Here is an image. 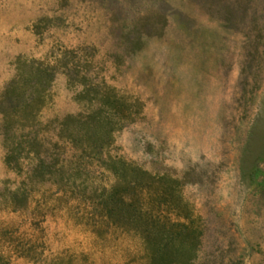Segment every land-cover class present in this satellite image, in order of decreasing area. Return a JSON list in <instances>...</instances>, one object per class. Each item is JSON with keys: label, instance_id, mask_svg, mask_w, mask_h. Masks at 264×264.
<instances>
[{"label": "rangeland", "instance_id": "374dc122", "mask_svg": "<svg viewBox=\"0 0 264 264\" xmlns=\"http://www.w3.org/2000/svg\"><path fill=\"white\" fill-rule=\"evenodd\" d=\"M82 71L87 85L138 101L103 155L177 181L197 219L190 264H264V0H0L7 263L145 262L136 236L90 224L86 202L56 189L51 179L70 164L40 181L25 177L35 160L20 156L18 172L3 162L6 147L32 136L58 156L51 122L86 110L75 100ZM78 180L89 195L111 177L85 164Z\"/></svg>", "mask_w": 264, "mask_h": 264}, {"label": "trees", "instance_id": "16d2710c", "mask_svg": "<svg viewBox=\"0 0 264 264\" xmlns=\"http://www.w3.org/2000/svg\"><path fill=\"white\" fill-rule=\"evenodd\" d=\"M78 66L85 69V65ZM42 71L47 74L46 86L52 75ZM83 72L76 77L80 89L75 93V100L84 102L86 110L51 122L56 138L51 145L57 149L58 156L49 159L47 151L38 149L42 145L32 136L24 145L18 142L6 147L4 164L18 172L20 156L35 160L25 177L40 181H50L57 166L70 164L67 175L51 182L68 198L80 197L86 202L88 211L84 216L90 224L136 236L143 247L144 264H190L197 242V219L189 203L177 192V181L165 174H149L119 156L103 155V150L112 143L113 133L140 114L138 101L130 100L102 82L87 85ZM13 88V85L4 88L1 94ZM59 158L61 165H57ZM85 164L96 166L111 177L107 185H101L89 195L83 188L78 189ZM7 262L0 254V264Z\"/></svg>", "mask_w": 264, "mask_h": 264}]
</instances>
